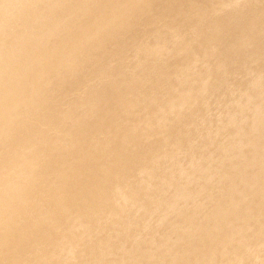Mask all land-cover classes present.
<instances>
[{"label": "rangeland", "instance_id": "1", "mask_svg": "<svg viewBox=\"0 0 264 264\" xmlns=\"http://www.w3.org/2000/svg\"><path fill=\"white\" fill-rule=\"evenodd\" d=\"M237 2L241 7L231 10ZM249 27L264 29V0H0V138H23L20 144L0 140V153L19 156L38 134L53 142L43 144L40 155L17 157L14 167L0 159V188L14 189L9 196L0 192V264L20 256L38 264L40 255H52L57 264H92L103 255L102 264H195L193 258H162L164 251L181 254L187 249L184 243L160 246L162 239L184 225L231 232L236 223L210 207L241 210L251 199L258 205L245 230L253 236L238 238L256 251L257 260L251 261L250 252H239L217 264H264V237L254 238L264 230V181L239 185L229 201L224 191L233 184L232 172L253 171L241 168L236 158L223 165L215 160L218 150L252 139L249 126L263 123L253 116L264 114V34ZM255 50L263 53L253 61ZM243 93L261 96L247 103ZM181 97L198 103L144 137L142 121L154 117L163 104L177 105ZM130 102L135 106L123 114ZM238 102L244 104L241 111ZM83 104L91 111L76 108ZM228 113L236 115L235 124L228 122ZM194 118L201 123H191ZM27 119L78 123L87 133L24 129L18 122ZM239 128L242 133L235 134ZM185 138L202 148L175 144ZM165 141L177 164H149L151 149ZM262 147L264 141L254 144L256 150ZM55 149L66 151L65 162L49 168ZM252 151L247 147L241 152L249 156ZM28 167L36 178L51 176L45 188L20 178ZM197 167L219 168L221 175L208 180ZM143 169L165 171L158 177L140 176ZM8 175L16 179L7 183ZM119 178L135 188L133 195ZM101 185L120 190V195L112 198ZM200 192L205 196L196 200ZM167 205L174 212L166 213ZM116 207L123 211L109 216ZM200 208L204 218L214 220H205ZM41 210L50 214L43 216ZM69 210L75 216L61 224L62 213ZM92 211L98 220L86 225L81 213ZM64 238L77 246L61 248L57 258L52 243ZM200 254L196 251L194 257Z\"/></svg>", "mask_w": 264, "mask_h": 264}, {"label": "bare ground", "instance_id": "2", "mask_svg": "<svg viewBox=\"0 0 264 264\" xmlns=\"http://www.w3.org/2000/svg\"><path fill=\"white\" fill-rule=\"evenodd\" d=\"M241 7V3L231 5L229 8L231 10H237ZM226 9V8H225ZM224 9V10H225ZM53 28L49 27L48 31L50 32ZM251 30L250 32H254L256 34H264V29L257 30L254 27H249ZM236 43L243 47V48H250V44L245 42H239L236 41ZM48 53H52V50L48 48L46 50ZM154 51H160V48H155ZM256 55L253 57V61H256L263 52H259L255 50ZM262 76L258 77V80H261ZM165 94V92L163 93ZM152 94L150 95V97ZM204 96V92L200 91L198 93V98H202ZM261 95H255L252 96L247 93H243V98L247 103L252 102L253 100L259 98ZM198 103L197 100H187L185 97H181L180 101L177 105L172 104L168 108L161 107L156 115L152 118L144 119L141 123V126L147 129V131H144L142 135L144 137H148L152 135V132H150L154 127H162L165 126L168 122V117H174L178 114L184 113L192 109L194 106H196ZM135 106V103L130 102L125 105V109L122 110L123 114L129 113L130 109ZM237 106L239 107V110L241 111L244 108V104L237 103ZM78 110H81L85 113H88L91 111V107L88 104L79 105L76 107ZM253 118L258 119L259 121H263L262 124L256 123L252 126L248 127V130L254 135V137L247 142H241L236 144L235 146L227 149V150H218V158H216V162L219 165H223L228 159L230 158H236L239 162V165L241 168L244 169H251L253 172L250 175H243L236 173L235 171L232 172L231 177L233 180V184L230 187H227L225 189L224 196L228 198L229 201L232 200L234 193L238 190L239 185H249L252 183H256L259 181H264V147H262L260 150H256L254 148V144L258 141H264V114H255ZM227 120L230 124H235L236 122V115L235 114H227ZM191 123H201L197 118L191 119ZM19 125L22 126L24 129H28L31 126H37L42 131L52 133V134H58L59 132H72L74 134H85L87 133L86 130H84L82 127V124L78 123H70V124H63L61 122L56 123H49V122H42V121H36V120H22L18 122ZM93 127H96L97 124L91 125ZM218 128H222V125L217 126ZM113 129L115 127H112ZM220 129H215L220 130ZM149 131V132H148ZM242 129H237L235 134H241ZM1 142L8 143V144H20L23 140L21 135L15 136V135H5L0 138ZM48 144L49 146L53 145V142L51 140L45 139L42 134H38L36 136L35 142L30 144L28 148L25 150V152L21 153L19 156L17 153H0V159L3 160L8 166L14 167L17 164V157L20 159L25 154L28 155H40L41 154V146L43 144ZM179 147H188V148H196L201 149L202 147L200 145H197L193 143V141L189 138L180 139L177 140L175 143ZM251 147L253 149L252 154L249 156H246L242 154V150ZM168 152V142L165 141L160 146H154L150 153L149 157L147 159V162L149 164H153L155 162H162L166 165H175L177 164L178 160L176 155L169 154ZM66 154V151L64 149L54 150L53 155L50 157L49 163H52V165L49 168H59L63 165L65 162V158L63 157ZM212 155V152L210 153ZM143 159H140L138 161L141 162ZM198 161V160H197ZM196 160L192 161L191 164H193L196 167ZM136 164V163H135ZM71 170H73L72 167H70ZM197 172L204 177L205 179H212L219 177L221 175L219 168H213L209 167L207 169H201L200 167L196 168ZM165 169H161L155 173H152L148 169H143L140 171L139 175H150L154 177H158L161 175ZM180 175L183 177H186V173L181 171ZM51 176L47 175H39L38 178H36L31 171V167L26 168L22 175L20 176L21 179H32L34 180L33 183L41 184L44 186V188L48 185L47 180ZM115 178V177H114ZM16 179V177L8 175L6 177V182ZM68 181V178L66 179ZM122 180L124 186L126 187V190H128L132 195L135 193V188L128 186L125 179H118ZM172 183H169L168 186H171ZM101 189L104 193L108 194L112 198L118 197L120 195V190L114 189L110 190L105 185H101ZM14 189L5 187L0 188V192H2L5 196H9L11 192ZM49 194H54V189L49 187ZM204 192H200L198 195H196V200H200L202 197H204ZM179 197V195H177ZM183 198L188 199L190 198L188 195H183ZM100 202V201H99ZM98 202V203H99ZM258 205L257 199H251L249 200L246 205L241 210H236L231 205L228 206H221L219 204L213 205L210 208H213L216 213H224V215H220L224 220L231 221L233 220L234 223H236L235 228L231 232H224L222 228H217L215 230H211L207 227H201V228H192L190 225H184L179 226L175 228V233L173 236H165L162 239V242L160 246H162L165 243H174L175 245H181L185 244L187 246V249L182 252L181 254H174L171 252L164 251V254L162 255V258H167L171 261H185L189 258H193V261L195 264H217L218 261H225L231 258L233 255L239 252H250L253 254L251 261L257 260V257L255 256L256 251L251 250L246 246V244L241 241L238 237L240 235H248L245 227L249 223L250 214L252 213L253 209ZM205 209L200 208L199 214H203L206 216V213H203ZM123 211L122 207H116L107 213H109V216H114L118 212ZM166 213L174 212V209L171 205L165 206ZM41 215L45 216L50 214V211H40ZM75 211H66L65 213H62L60 223L63 224L70 216H75ZM176 216H180L182 213H174ZM82 218L86 222V225L92 224L98 220V214L94 211L90 212V214H84L81 213ZM207 221H213L214 218H204ZM85 225V226H86ZM83 226V228L85 227ZM142 227H145L143 225ZM74 227H68V230H73ZM75 229H81V227H76ZM253 236V234L251 235ZM250 236V238H251ZM264 237V230L260 233H256L254 236L255 239H261ZM186 239L184 241L183 239ZM76 247L77 243L73 240H70L68 238H64L58 242L52 243V248L55 256L59 258L58 252L63 247ZM200 251V257H194V252ZM261 255L264 256V249L261 250ZM71 253L70 251L67 252L64 256L65 260L70 259ZM106 256L103 255L100 260L92 262V264H102L106 261ZM18 259H15L13 261H10L9 264H13ZM16 264H31L28 260L25 258L19 257V261ZM38 264H57L56 258L52 255L50 257H44L39 256Z\"/></svg>", "mask_w": 264, "mask_h": 264}]
</instances>
